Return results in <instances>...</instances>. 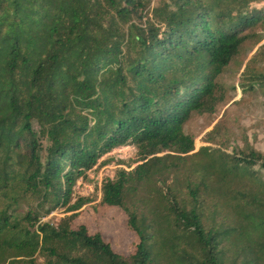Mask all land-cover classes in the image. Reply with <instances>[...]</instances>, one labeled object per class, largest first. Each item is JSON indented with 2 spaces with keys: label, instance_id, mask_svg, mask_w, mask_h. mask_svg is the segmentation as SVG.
<instances>
[{
  "label": "trees",
  "instance_id": "obj_1",
  "mask_svg": "<svg viewBox=\"0 0 264 264\" xmlns=\"http://www.w3.org/2000/svg\"><path fill=\"white\" fill-rule=\"evenodd\" d=\"M251 41L264 0H0V264H264V154L215 129L196 152L185 130L225 101L219 78ZM256 56L239 87L264 96ZM127 145L140 161L100 199L137 238L125 257L70 197Z\"/></svg>",
  "mask_w": 264,
  "mask_h": 264
},
{
  "label": "rangeland",
  "instance_id": "obj_2",
  "mask_svg": "<svg viewBox=\"0 0 264 264\" xmlns=\"http://www.w3.org/2000/svg\"><path fill=\"white\" fill-rule=\"evenodd\" d=\"M262 45L264 41L259 44L248 42L219 78L226 98L216 113L212 116L193 115L185 123L186 132L195 137L196 152L205 146L218 147L206 142V134L215 129L217 139L224 141L227 148L243 147L246 138L250 145L264 154V96L242 94L239 87L241 74L253 56L257 55L255 66L264 70V51H258ZM138 161L140 156L134 145L114 147L100 157L91 171L76 181L70 197L71 205L80 199L86 201L78 211L75 224L85 225L90 233H100L115 252L125 257L134 252L137 238L129 231L128 218L121 209L100 204L101 189L106 180L114 179L119 169H127L128 163L136 165ZM68 215L70 213L63 208L42 221L57 225ZM17 217H21V214Z\"/></svg>",
  "mask_w": 264,
  "mask_h": 264
}]
</instances>
